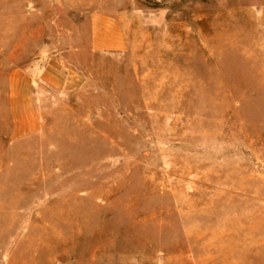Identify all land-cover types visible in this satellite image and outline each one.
<instances>
[{
    "label": "rangeland",
    "instance_id": "obj_1",
    "mask_svg": "<svg viewBox=\"0 0 264 264\" xmlns=\"http://www.w3.org/2000/svg\"><path fill=\"white\" fill-rule=\"evenodd\" d=\"M0 264H264V0H0Z\"/></svg>",
    "mask_w": 264,
    "mask_h": 264
},
{
    "label": "crops",
    "instance_id": "obj_2",
    "mask_svg": "<svg viewBox=\"0 0 264 264\" xmlns=\"http://www.w3.org/2000/svg\"><path fill=\"white\" fill-rule=\"evenodd\" d=\"M101 33L107 32V28L101 29ZM97 47L105 48L101 44L103 38L97 37ZM120 44V40L117 41ZM33 76L21 74L13 81V111L16 118V128L21 132L34 131L40 127L39 110L33 100V89L37 80L57 90H75L81 84L78 71L71 65L63 53L45 52L35 65Z\"/></svg>",
    "mask_w": 264,
    "mask_h": 264
}]
</instances>
